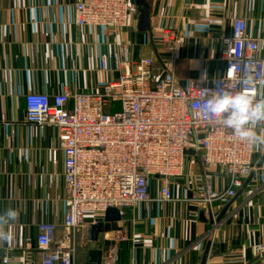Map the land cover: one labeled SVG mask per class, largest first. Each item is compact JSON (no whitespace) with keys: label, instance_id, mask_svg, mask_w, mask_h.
Listing matches in <instances>:
<instances>
[{"label":"crops","instance_id":"obj_1","mask_svg":"<svg viewBox=\"0 0 264 264\" xmlns=\"http://www.w3.org/2000/svg\"><path fill=\"white\" fill-rule=\"evenodd\" d=\"M83 0H0V214L15 209L12 228L17 244L21 227L34 241L44 223L57 225L55 244L64 230L63 158L53 163L57 131L26 122L27 94L56 95L97 90L122 74L115 57L133 63L144 58L162 63L181 85H215L225 67L223 40L234 20H246L247 34L264 62V0H128L137 17L115 33L75 24V4ZM171 27L184 39L173 53L160 42ZM107 57L100 69L99 56ZM131 66V65H130ZM264 98V81L258 92ZM187 172L203 187L224 193L229 179L216 167L206 168L199 153L188 154ZM150 200L121 210L110 231L91 239L88 222L70 241L80 264H264L256 246L264 244V150L254 156V169L232 199L216 201L212 212L191 201L190 191L173 186L174 198L160 197L152 183ZM228 212L212 225L227 205ZM104 220V219H103ZM102 220V221H103ZM8 240L0 239V248ZM16 257L18 252L13 251ZM33 263L41 264L38 252ZM10 264H19L13 259Z\"/></svg>","mask_w":264,"mask_h":264},{"label":"built area","instance_id":"obj_2","mask_svg":"<svg viewBox=\"0 0 264 264\" xmlns=\"http://www.w3.org/2000/svg\"><path fill=\"white\" fill-rule=\"evenodd\" d=\"M75 24L102 28L115 33L127 28L137 17L128 0H83L75 4ZM160 42L168 53L184 42L171 27L161 32ZM224 70L216 84L181 85L164 63L151 58L132 64L115 57V70L122 74L97 90L56 95L27 94L26 122L57 131L53 163L63 158L64 183L63 241L54 245L57 225L44 223L36 239L18 231L0 248V264H34L38 252L41 264H77L71 234L88 222L102 221L107 210H123L150 200L155 182L160 197L174 198L173 186L190 191L191 201L208 212L221 198L236 196L254 169V156L264 147L237 139L206 110L211 92L235 94L243 91L253 101L259 98L264 81V62L257 42L248 36L246 20H234L231 36L223 40ZM100 69H107V57L99 56ZM131 65V66H130ZM254 131L264 136V122ZM199 153L203 165L219 168L229 179L224 193L203 187L200 178L187 172L188 154ZM12 233V228L8 229ZM13 235V234H12ZM16 251L18 256L10 253ZM264 257V244L256 246Z\"/></svg>","mask_w":264,"mask_h":264},{"label":"clouds","instance_id":"obj_3","mask_svg":"<svg viewBox=\"0 0 264 264\" xmlns=\"http://www.w3.org/2000/svg\"><path fill=\"white\" fill-rule=\"evenodd\" d=\"M206 110L219 119L224 127L230 129L240 141L253 146L264 147V136L254 131L258 122H264V98L253 101L245 92L235 94L211 92L206 97ZM18 212L7 209L0 214V225H6L16 220ZM12 233L0 230V239L8 240Z\"/></svg>","mask_w":264,"mask_h":264},{"label":"water","instance_id":"obj_4","mask_svg":"<svg viewBox=\"0 0 264 264\" xmlns=\"http://www.w3.org/2000/svg\"><path fill=\"white\" fill-rule=\"evenodd\" d=\"M136 4L138 6H140L141 0H136ZM230 206H231L230 204L227 205L223 209V211L219 214V216L216 218V220H214L213 216H211L210 223L212 225H214L215 223H219L223 219L225 214L228 212ZM120 220H121V211L118 210V209H109V210H107L103 221H99L96 224H93V225L90 226V228L88 229V234L91 237V239L96 240L100 233L109 232L110 231L111 223L118 222ZM210 247H211V243H207V246L205 248V251H204V254H203V257H202L201 264H206L207 263ZM77 264H80V263L77 262Z\"/></svg>","mask_w":264,"mask_h":264}]
</instances>
